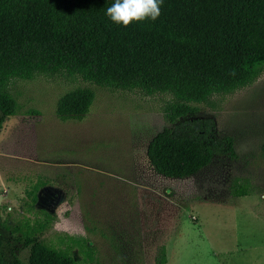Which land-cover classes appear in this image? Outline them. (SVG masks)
Masks as SVG:
<instances>
[{"label":"rangeland","instance_id":"rangeland-1","mask_svg":"<svg viewBox=\"0 0 264 264\" xmlns=\"http://www.w3.org/2000/svg\"><path fill=\"white\" fill-rule=\"evenodd\" d=\"M77 87L93 92L92 104L81 120L60 121L55 102ZM7 91L17 110L0 130V240L13 239L21 261L28 250L9 228L43 211L53 221L41 241L81 261L84 238L88 264H154L160 246L165 264H264V68L177 120L209 119L234 142V157L216 156L183 179L158 175L145 157L152 137L172 126L163 115L169 95L64 75L13 79ZM237 186L247 195L234 197Z\"/></svg>","mask_w":264,"mask_h":264},{"label":"trees","instance_id":"trees-1","mask_svg":"<svg viewBox=\"0 0 264 264\" xmlns=\"http://www.w3.org/2000/svg\"><path fill=\"white\" fill-rule=\"evenodd\" d=\"M113 0H0V130L17 104L10 80L64 75L106 90L167 94L164 127L147 143L145 157L155 173L172 179L193 176L216 156L234 157V142L219 136L209 119H184L195 105L249 85L264 68V0H163L155 20L114 24L105 15ZM93 92L77 87L55 102L60 121L81 120ZM37 185V184H36ZM26 192L31 206L39 186ZM244 197L237 186L231 193ZM53 221L39 211L9 232L27 248L25 261L13 239L0 240V264H88L92 249L76 245L82 260L44 243ZM160 246L154 264H165Z\"/></svg>","mask_w":264,"mask_h":264},{"label":"clouds","instance_id":"clouds-1","mask_svg":"<svg viewBox=\"0 0 264 264\" xmlns=\"http://www.w3.org/2000/svg\"><path fill=\"white\" fill-rule=\"evenodd\" d=\"M162 3L163 0H113L105 15L114 24L127 27L133 21H155L161 14ZM60 207L65 205L62 203Z\"/></svg>","mask_w":264,"mask_h":264}]
</instances>
